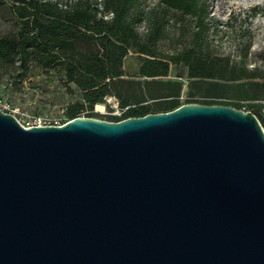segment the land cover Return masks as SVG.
Listing matches in <instances>:
<instances>
[{"label": "water", "instance_id": "water-1", "mask_svg": "<svg viewBox=\"0 0 264 264\" xmlns=\"http://www.w3.org/2000/svg\"><path fill=\"white\" fill-rule=\"evenodd\" d=\"M0 264H264V128L222 104L31 126L0 109Z\"/></svg>", "mask_w": 264, "mask_h": 264}, {"label": "trees", "instance_id": "trees-1", "mask_svg": "<svg viewBox=\"0 0 264 264\" xmlns=\"http://www.w3.org/2000/svg\"><path fill=\"white\" fill-rule=\"evenodd\" d=\"M155 1L149 7L145 0H0L12 18L11 29L0 35V68L19 80L33 66L44 74L60 73L68 90L75 87L81 96L67 105V119L83 110L88 117H99L91 112L93 105L114 96L121 108L128 106L120 116L107 119L117 121L179 106L182 82L155 78L167 76L170 63L182 64L189 87L206 94L201 101L187 102L241 109L246 99L248 110L264 128V117L251 102L264 99V75L246 69L245 55L237 61L216 55L203 42L208 39V0ZM140 23L143 31L137 29ZM170 39L185 44L160 52L157 41ZM130 51L141 55L134 76L143 81L122 77L123 60ZM259 60L264 62V54ZM243 78L251 80L236 83ZM200 83L206 86L199 87ZM227 91L234 97L221 99Z\"/></svg>", "mask_w": 264, "mask_h": 264}, {"label": "rangeland", "instance_id": "rangeland-1", "mask_svg": "<svg viewBox=\"0 0 264 264\" xmlns=\"http://www.w3.org/2000/svg\"><path fill=\"white\" fill-rule=\"evenodd\" d=\"M146 5L153 7L155 0H145ZM109 16V15H107ZM208 16L210 18L208 39L204 43L216 55L229 56L239 60L244 56L245 66L248 71L257 69L264 75V62L259 60V55L264 54V0H208ZM12 27V18L5 4H0V35ZM144 24L137 26L143 31ZM186 40V39H185ZM185 44L182 39L158 40L157 49L162 53L178 50ZM141 61V55L130 51L123 60L125 79L143 81V77L134 76ZM186 67L182 64L169 65V74L165 77H156V80H180L182 82L179 93V103H188V100L201 101L206 95L204 91L190 88L186 78ZM182 73L183 77L176 76ZM243 78L237 82L250 81ZM255 80V79H252ZM260 80V79H259ZM235 83V82H234ZM206 83H200L204 88ZM242 89H247L244 86ZM191 92V94H190ZM232 91L224 92L221 99L234 97ZM114 96H106L102 108L93 105L92 110L99 111L97 118L108 119L107 112L113 104ZM80 92L72 87L68 90L61 74L50 71L44 74L38 67H32L23 79L12 76L6 68H0V109L13 115L24 126L31 125H58L66 122V107L69 103L80 99ZM116 100L117 98L114 97ZM241 107L248 110L247 100ZM196 103V102H193ZM88 111L83 110L79 116L87 117Z\"/></svg>", "mask_w": 264, "mask_h": 264}, {"label": "built area", "instance_id": "built-area-1", "mask_svg": "<svg viewBox=\"0 0 264 264\" xmlns=\"http://www.w3.org/2000/svg\"><path fill=\"white\" fill-rule=\"evenodd\" d=\"M251 102L252 103H255L258 106L259 112H260L261 116L264 117V99H255V100H252ZM127 107L128 106L121 108L119 106V102L113 97V104L110 105V110L107 112V114L108 115H113V116H120L121 113ZM91 112L98 113V114H102L99 111H97L96 109H95V111L91 110ZM105 120H107V119H105Z\"/></svg>", "mask_w": 264, "mask_h": 264}, {"label": "bare ground", "instance_id": "bare-ground-1", "mask_svg": "<svg viewBox=\"0 0 264 264\" xmlns=\"http://www.w3.org/2000/svg\"><path fill=\"white\" fill-rule=\"evenodd\" d=\"M246 1H250V0H246ZM251 1H252V0H251ZM102 107H103L102 104L97 103V108H102Z\"/></svg>", "mask_w": 264, "mask_h": 264}]
</instances>
